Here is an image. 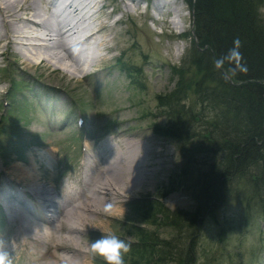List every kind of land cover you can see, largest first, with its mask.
<instances>
[{"label":"rangeland","instance_id":"rangeland-1","mask_svg":"<svg viewBox=\"0 0 264 264\" xmlns=\"http://www.w3.org/2000/svg\"><path fill=\"white\" fill-rule=\"evenodd\" d=\"M1 1L3 4H14L23 0ZM166 1L169 3L162 6L163 15L158 19L151 14L150 0H135L137 6L129 9L130 11L122 8V0H106V10L99 6L97 18L98 21L104 19L108 24L105 33L109 34L106 40L107 45L110 44L112 48L101 46L103 49L99 47L100 49L95 51L93 45L96 43H89L94 53H87L89 57L85 65L80 62V72L71 66H67V69L66 60L63 62L51 58L52 60L45 59L36 64L37 59H34L27 63L21 54H10L8 51L0 57V184L5 182L4 185L8 186L6 180L20 177V173H15L18 171L16 165L20 166L21 170H34L35 164L42 186L49 188L54 185L53 191L60 193L63 189L67 190L66 183L69 182L68 190L74 195H81L78 201H87L91 197L95 198V203L103 200L104 208L99 209L102 212L100 216L90 217V221L82 219V223L86 225L78 241L81 249H86L88 253H83V260H87L88 264H104L89 248L90 243L102 235L115 234L136 242L142 235L134 226H141L146 231L152 230L159 237L170 238L175 234L171 225L157 222L152 224L147 218L152 216L148 212L151 208L146 206L150 204V200L165 194L161 199L165 207L162 211L181 210L184 216L192 214L194 208L195 200L183 189L167 193L170 180L181 163L171 140L156 133L153 128V125H162L165 121L157 104V94L173 89L176 77L172 76V67L179 66L186 59L191 46L192 17L186 3L184 0ZM146 3L148 7L145 6ZM111 6L114 7L112 13ZM179 7L182 12L176 16L181 27L175 28L170 25L168 19ZM260 14L264 21V6L261 7ZM119 17L120 20L115 23V18ZM77 24L81 25V21ZM53 33L58 36V30ZM44 46H40L44 49L38 46L30 47V51L45 50L43 54L61 52L53 42ZM99 54L104 57L97 60ZM93 59L94 64L88 66L87 63ZM8 73H11L10 76ZM16 75V80L20 79L25 83H19L20 88L12 91L16 96L12 100L15 103L11 106L6 98V90L12 81L11 77ZM7 114L8 119H5ZM79 118L83 119L81 124H78ZM86 131L88 135H85ZM10 142L22 149L21 154L17 153V149ZM112 143L114 149L118 150L112 151V163L108 167L110 172L108 168L100 169L98 166L91 167L88 171L85 162L95 160L96 155H99L101 157L98 156L97 160L104 164L103 158L110 156L111 150H105L103 147ZM101 149L103 151L98 152ZM47 159H51L54 164L48 165ZM140 161L144 162L143 165L147 168L141 166ZM91 171H94L92 178ZM119 172L124 173V176ZM99 174L103 180L106 176L118 180L119 191L122 193L109 196H117L116 200L119 201H116V206H122L124 209L121 213L109 215L108 206L113 201L105 200L109 196L104 199L101 195L93 194L95 191L86 192L82 196L84 180L89 177L96 180L95 176ZM67 176L69 178L65 179ZM20 181L23 186H28L24 180ZM10 187L17 189L14 185ZM230 187L231 194L217 207L215 218L205 216L201 221L202 226L197 231L198 236L193 244L196 251L195 264H264V215L257 214L255 210H246L243 200V190L246 189L240 179ZM6 189L8 188L4 186L2 194L8 195ZM20 194L18 191L16 195L25 201ZM72 207L67 208L73 213ZM0 209H3V212H0V238L9 241L8 250L12 256V264H36L34 258L40 254L44 264H62L59 256H68L62 250H49V247L46 249L43 245L33 242L23 244L22 240L17 239L19 234L16 231L17 221L12 216L13 212H9L3 200H0ZM60 210L63 215L66 212L65 206L60 207ZM155 213L153 212L154 218H160L158 222H162L164 218ZM64 219V216L60 218ZM60 220L54 221V226L59 227L63 222ZM186 227L180 241H186L188 238L190 232L186 231ZM34 229V232L38 229L40 231V227L36 226ZM46 234L51 241H60L66 232L62 229H51ZM53 236L56 238L53 239ZM16 246H20L18 250L14 248ZM129 255L130 252L125 256L126 264H130ZM75 258L76 261L82 259L81 255Z\"/></svg>","mask_w":264,"mask_h":264},{"label":"trees","instance_id":"trees-1","mask_svg":"<svg viewBox=\"0 0 264 264\" xmlns=\"http://www.w3.org/2000/svg\"><path fill=\"white\" fill-rule=\"evenodd\" d=\"M185 1L192 17L191 46L186 59L172 67L173 89L157 94L165 121L153 128L171 140L181 163L167 193L183 189L195 200L194 208L184 216L181 210L162 211L165 194L150 200L146 206L152 216L147 218L171 225L175 234L159 237L134 226L142 236L132 244L130 264H195L193 244L201 221L215 218V210L231 194L230 185L239 179L245 184L246 210L264 215V0ZM236 39L247 72L233 75L235 61H224L219 68L216 64ZM185 226L190 233L180 241Z\"/></svg>","mask_w":264,"mask_h":264},{"label":"bare ground","instance_id":"bare-ground-1","mask_svg":"<svg viewBox=\"0 0 264 264\" xmlns=\"http://www.w3.org/2000/svg\"><path fill=\"white\" fill-rule=\"evenodd\" d=\"M6 1L4 3H6ZM101 2L102 0H23L21 3L18 2L14 4L12 3L3 4V2L0 0V57H2L4 54L6 55L8 51L10 54L14 52L17 54H21L22 57H24L27 60L26 61L27 63H29L30 60L34 61V59H37V62L35 61L36 64L41 63L45 59L50 60L51 58H55L58 61L60 60L63 62L66 60L67 62L65 63L66 67L68 66L70 68L71 66L72 68H75V70L80 72L81 67H82L80 63L81 60L77 57L74 51V47L78 46V44L80 45V42H79L80 39H81V44L87 45L84 49V52H86L87 49H89V43H91L94 40H95L94 42L96 43L93 45L95 51H98V49H100L99 47L101 46H103V48L111 47L109 46L110 44L107 45V40H106L109 32L105 33L108 27L107 26L108 24L105 22L104 19H101L100 21H98L99 18H97L98 8ZM122 2L123 3L121 6L126 11H130L129 9H134V7L137 6V4L135 3V0H125V1L122 0ZM165 3H169V2L166 0H152V13L151 14L154 17L160 19L161 18L160 16L163 15L161 11L163 9L162 6H165ZM82 9L85 10L83 15H82ZM154 10L155 11L157 10V12H155ZM168 12H171V11H168ZM180 12H182V10L179 7L177 8V10L173 11L174 15L168 19L170 25H173V27L175 28L181 27L178 25L179 23H178L177 16H176V14H179ZM78 21H81V25L79 24V26L77 24ZM54 30H58V36L57 35L55 36V34L53 33ZM48 42H53V44H56L60 48L61 52L59 50L60 53L43 54L45 50L44 52L43 51L34 52L33 50L30 51L31 50L30 47L44 46ZM44 47L42 48L44 49ZM100 56L101 54H99V58L97 60L102 59L104 57V56L103 57H100ZM94 61L95 60L93 59L89 61L90 63H87V62L86 63L89 66V64L90 65L94 64ZM68 62H70L69 63L70 65L68 64ZM83 69H84V66H83ZM11 79L13 81L14 78L11 77ZM113 144L114 143L110 145H104L103 147V149L105 150L107 149L111 150V153H110L111 158H112L111 156L112 151L118 150V149H114ZM103 149L99 150L98 152L103 151ZM47 153L49 152L47 151ZM98 156L96 155V159L92 160L88 164L87 166L88 171L91 169V167L98 166L100 169H107L111 165L107 163L106 161H103L104 164H101L100 163L101 160L100 162L97 160ZM122 162H125V161H121V163ZM139 163H142L140 165L144 166L143 165L144 162L140 161ZM33 165H34V170H29V168H23L24 170H21L20 169L21 167L16 165L15 167H16V170L18 171L15 170L16 172L15 171L14 172L15 173L18 172V174L20 173V177H18L17 179H15L14 177L11 178L17 183V185L21 182L20 180H24V182L28 183V186L32 188L31 190H26L23 193L25 194L30 193L32 197L26 196L28 199L27 201L33 203V206L35 207V211H36V213L32 215L30 212L31 209L25 204L24 201H21L23 207L13 208V216L18 221L17 233L19 234V236L17 239L22 240L23 244H25L26 242L28 243L33 242L41 246L43 245V247H47V248L49 247L50 248L49 250L51 249L62 250L65 254L68 255V256H64V255L59 256V261L62 264H73V262L76 261L77 259L75 257L78 255H81V258H82L81 260L79 259L80 260L79 264H88L87 260H83L85 258V255H83V253H87L85 251L86 249L82 250L83 248L81 249V247L79 246V241H78L79 235L83 234L82 231L85 230L84 226L86 225L82 223L83 221L82 219L89 220L90 217L96 218L98 215L100 216L102 212H100L99 209L102 207L103 200L102 202L100 201L98 203H95L96 201L93 202L95 199L93 197H91L87 201H85V199L83 198L84 200H81L80 202H77L74 205L73 204L74 201H72V199L75 198L74 195L73 196L66 195V198L62 200L55 199L53 198V194H56L53 191V188H54L53 185H50L51 187L49 188L42 187V184L39 182V177H40L39 171L37 172L36 165L35 164ZM144 168H147V167L144 166ZM108 172H110L109 168H108ZM119 173L121 174V172ZM92 174H94V171L90 172L91 178H92ZM90 177L89 179L87 178L86 180H84L85 183L82 188V196H84L86 192L92 193V191H95L93 194H98L99 196L101 195L105 199V196H109L115 193L117 194L122 193L121 191H119L118 180H113L109 178L108 176H106V178L103 180L101 174H99L98 176H95L96 180H92ZM125 180H127V177L125 178ZM128 181L131 182V179L128 178ZM78 196L79 195H76V197ZM116 198L117 196L112 197V198L109 196V198L106 197L105 199L107 202L109 200L112 201L113 199V201L110 203L111 205L108 206V210L110 209L109 215L110 214L115 215V213L118 214V213H121L122 210H124L122 206L121 207L116 206V201H119V200H116ZM14 201H19V198L17 195L15 196ZM67 203H70L69 206H73L72 207L74 209L73 213L68 210L67 207L69 206ZM62 206H65V209H66V212L63 215L60 210V207ZM44 207H46L47 209L46 213H43ZM62 216L65 217L64 220H60ZM72 219H75V220L72 221ZM56 220H60L61 222L63 221L59 225V227L54 226L55 224L54 221ZM38 221H41L42 224L41 222H39L40 223L39 224ZM71 222L74 224L76 223L77 225L72 226L70 224ZM37 225L40 226L39 233L33 231V229ZM51 229H57V230L62 229L66 232V235H64L62 237V240L60 241L58 240L51 241V238L50 237L47 238L48 235L46 234L47 231ZM55 238L56 236H53V239ZM42 258L43 256H41V254L39 256H36L34 258L35 262H37L36 264H44L41 261Z\"/></svg>","mask_w":264,"mask_h":264},{"label":"clouds","instance_id":"clouds-1","mask_svg":"<svg viewBox=\"0 0 264 264\" xmlns=\"http://www.w3.org/2000/svg\"><path fill=\"white\" fill-rule=\"evenodd\" d=\"M240 41H234V47L229 50L225 57L217 61L216 66L221 67L224 61H235L233 75L236 72H247L245 64L241 63L242 54L239 51ZM131 239H123L115 234L102 235L101 238L92 241L89 245L90 252L97 258L101 259L104 264H125V256L131 251ZM9 241L0 238V264H12V256L8 250ZM73 264H79L74 261Z\"/></svg>","mask_w":264,"mask_h":264}]
</instances>
